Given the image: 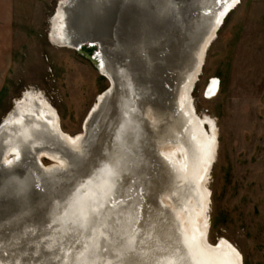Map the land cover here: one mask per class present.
Instances as JSON below:
<instances>
[{
  "label": "bare ground",
  "instance_id": "obj_1",
  "mask_svg": "<svg viewBox=\"0 0 264 264\" xmlns=\"http://www.w3.org/2000/svg\"><path fill=\"white\" fill-rule=\"evenodd\" d=\"M239 3L57 2L50 42L78 50L101 40L127 73L101 54L109 84L73 136L41 92L13 101L0 121V264H241L229 244L206 238L217 133L191 96ZM140 63L158 88H137Z\"/></svg>",
  "mask_w": 264,
  "mask_h": 264
},
{
  "label": "rangeland",
  "instance_id": "obj_2",
  "mask_svg": "<svg viewBox=\"0 0 264 264\" xmlns=\"http://www.w3.org/2000/svg\"><path fill=\"white\" fill-rule=\"evenodd\" d=\"M58 1L36 0L35 12L20 16L18 43L3 51L9 59L0 121L15 98L33 88L54 107L62 131L73 136L109 81L98 72L90 49L50 42L49 19ZM212 78L216 95L207 97ZM192 97L198 115L214 119L217 129L207 240L215 244L225 238L243 264H264V0H240L227 14L206 52Z\"/></svg>",
  "mask_w": 264,
  "mask_h": 264
},
{
  "label": "crops",
  "instance_id": "obj_3",
  "mask_svg": "<svg viewBox=\"0 0 264 264\" xmlns=\"http://www.w3.org/2000/svg\"><path fill=\"white\" fill-rule=\"evenodd\" d=\"M36 0H0V90L7 59L4 56L6 46L17 42L16 30L23 14L35 12Z\"/></svg>",
  "mask_w": 264,
  "mask_h": 264
},
{
  "label": "water",
  "instance_id": "obj_4",
  "mask_svg": "<svg viewBox=\"0 0 264 264\" xmlns=\"http://www.w3.org/2000/svg\"><path fill=\"white\" fill-rule=\"evenodd\" d=\"M160 29V28H159ZM85 46L86 48L91 50V59H93L94 61H96V64L99 62L101 54H106V56L110 59V62L112 64H115L117 66H119V68L124 69V73H127L126 70V66L125 64H123V62L120 59V55L119 56H114L110 51L106 50L105 47L103 46V43L101 40H93L91 42H88L87 40H85L84 42H82L79 47ZM100 53V54H98ZM120 59V60H119ZM144 62V61H143ZM143 65L140 63L137 67H138V72L137 75H135L138 78V86L137 88H141L139 87V83L141 85H145V88L149 85V82H151V86H155V81H157V85L160 83V81L158 79H151L152 75H151V68H147L146 71L143 70ZM119 84H122V80H119V76L117 75ZM122 79V78H121ZM124 80V78H123ZM152 80V81H151ZM118 84V83H117ZM157 85L155 86L156 88ZM164 89L166 91V88H168V86H166L164 84ZM143 93V92H141Z\"/></svg>",
  "mask_w": 264,
  "mask_h": 264
},
{
  "label": "flooded vegetation",
  "instance_id": "obj_5",
  "mask_svg": "<svg viewBox=\"0 0 264 264\" xmlns=\"http://www.w3.org/2000/svg\"><path fill=\"white\" fill-rule=\"evenodd\" d=\"M214 41V40H213ZM203 66V65H202ZM200 74H201V72H200ZM198 79H199V77H198ZM216 79V78H215ZM198 81V80H197ZM196 84V83H195ZM214 85H215V83H214V78H212L211 80H210V82H209V84H208V86H207V89H206V96L207 97H212V96H214V95H216V90H217V87H218V84L216 85V88H214ZM194 87H195V85H194ZM214 88V89H213ZM193 90H194V88H193ZM193 90H192V92H193ZM191 96H192V93H191ZM192 102H193V97H192ZM193 106H194V102H193ZM194 110H196L195 109V106H194ZM195 113L198 115V113L195 111ZM200 118H201V115H198ZM214 120V119H213ZM215 122V121H214ZM205 127L206 128H210V126H208L206 123H205ZM216 133H217V129H216ZM70 136V135H69ZM216 140H217V138H216ZM45 160V159H44ZM47 160V159H46ZM42 162H43V160H42ZM47 164H49L50 163V161L49 160H47ZM215 162V161H214ZM213 162V163H214ZM45 165V164H44ZM213 165V164H212ZM212 168V167H211ZM210 173H211V170H210V172H209V176H208V180H207V183H206V187L209 189V186H208V183H209V178H210ZM211 195H212V193H211V190L209 189V195H208V199H209V207H208V211H207V220H208V228H207V232H206V238L207 237H209V231H210V228H211V222H210V215H209V212H210V204H211ZM208 241V240H207ZM226 242L227 244H229L230 246H231V248L235 251V253H236V255H237V257H238V259H239V261L241 262V264H243V258H242V256L240 255V253H239V251L234 247V245H232L228 240H226L225 238H220L219 240H217V242L216 243H219V242Z\"/></svg>",
  "mask_w": 264,
  "mask_h": 264
}]
</instances>
